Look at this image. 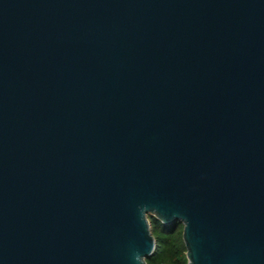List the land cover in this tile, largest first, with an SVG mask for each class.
I'll list each match as a JSON object with an SVG mask.
<instances>
[{
  "label": "water",
  "instance_id": "obj_1",
  "mask_svg": "<svg viewBox=\"0 0 264 264\" xmlns=\"http://www.w3.org/2000/svg\"><path fill=\"white\" fill-rule=\"evenodd\" d=\"M148 215L264 264V0H0V264H146Z\"/></svg>",
  "mask_w": 264,
  "mask_h": 264
},
{
  "label": "trees",
  "instance_id": "obj_2",
  "mask_svg": "<svg viewBox=\"0 0 264 264\" xmlns=\"http://www.w3.org/2000/svg\"><path fill=\"white\" fill-rule=\"evenodd\" d=\"M148 219L155 239V248L152 254L145 258L146 264H186L182 223L175 221L171 224H163L151 215H148Z\"/></svg>",
  "mask_w": 264,
  "mask_h": 264
}]
</instances>
